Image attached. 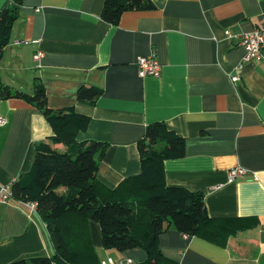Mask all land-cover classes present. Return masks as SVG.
Wrapping results in <instances>:
<instances>
[{"label":"crops","instance_id":"obj_1","mask_svg":"<svg viewBox=\"0 0 264 264\" xmlns=\"http://www.w3.org/2000/svg\"><path fill=\"white\" fill-rule=\"evenodd\" d=\"M150 1L154 7L126 11L114 25L101 17L104 0H24L2 51L0 83L32 93L39 81L50 107L89 116L76 140L106 144L97 177L108 187L140 170L137 143L148 124L164 122L185 138L184 155L163 162L166 183L202 192L210 217L237 219L241 228L219 245L168 227L163 254L177 264H264V59L243 61L238 39L264 23V0ZM10 3L0 0V10ZM152 49L160 76L140 77L137 57ZM82 86L101 95L78 100ZM0 117V183H8L30 171L35 144L51 143L54 132L22 98L0 96ZM236 166L246 173L229 182ZM89 230L101 261L146 257L140 247L104 249L98 223ZM53 253L37 211L16 199L0 204V264Z\"/></svg>","mask_w":264,"mask_h":264},{"label":"trees","instance_id":"obj_2","mask_svg":"<svg viewBox=\"0 0 264 264\" xmlns=\"http://www.w3.org/2000/svg\"><path fill=\"white\" fill-rule=\"evenodd\" d=\"M23 1L11 0L0 10V60ZM152 7L150 0H104L101 17L116 25L124 12ZM101 92L96 86H82L77 99L94 103ZM0 96L22 98L38 108L52 126L51 143L64 146L61 151L46 141L36 143L30 171L21 174L12 186L13 199L36 202L54 253L9 264H101L92 244L90 221L98 223L104 249L142 248L146 257L140 264H177L160 247V235L168 227L219 245H225L228 236L241 228L237 219L210 217L202 192L166 183L163 162L184 155L185 138L164 122L148 124L138 141L140 170L108 187L97 177L106 144L76 140V133L86 129L89 116L72 107H50L39 81L32 93L0 83Z\"/></svg>","mask_w":264,"mask_h":264},{"label":"built area","instance_id":"obj_3","mask_svg":"<svg viewBox=\"0 0 264 264\" xmlns=\"http://www.w3.org/2000/svg\"><path fill=\"white\" fill-rule=\"evenodd\" d=\"M37 11V10H36ZM227 37H232L229 31H226ZM239 44L244 49L243 61H249L254 58L264 59V23L258 24L253 30L248 32H243L238 36ZM25 40H15V45H20L24 43ZM43 52L38 50L33 55V60L38 66L43 57ZM136 64L138 66V75L140 77L145 76H160L161 66L155 56V50H150L146 55H141L137 57ZM237 75H232V81L237 79ZM5 120L0 117V124L4 123ZM246 173V170L240 166L233 167L228 170L227 180L229 182L234 181L237 177L242 176ZM15 181V180H14ZM10 181L8 183H0V204H7L11 199H13V183ZM32 211H37V204L34 201L24 202ZM101 264H140L138 260L131 257H122L120 259H114L112 257H107L101 261Z\"/></svg>","mask_w":264,"mask_h":264},{"label":"rangeland","instance_id":"obj_4","mask_svg":"<svg viewBox=\"0 0 264 264\" xmlns=\"http://www.w3.org/2000/svg\"><path fill=\"white\" fill-rule=\"evenodd\" d=\"M30 72H33V73H35V71L33 70V71H30Z\"/></svg>","mask_w":264,"mask_h":264}]
</instances>
